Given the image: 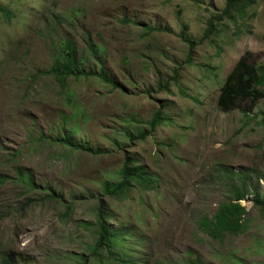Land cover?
I'll return each instance as SVG.
<instances>
[{"label":"rangeland","instance_id":"obj_1","mask_svg":"<svg viewBox=\"0 0 264 264\" xmlns=\"http://www.w3.org/2000/svg\"><path fill=\"white\" fill-rule=\"evenodd\" d=\"M226 1L0 0V260L92 264L102 210L126 235L102 264H264V98L218 107L246 53L264 63V0ZM69 43L80 73L60 82ZM126 159L149 185L106 196ZM231 172L248 227L221 237L201 221L236 202Z\"/></svg>","mask_w":264,"mask_h":264},{"label":"trees","instance_id":"obj_2","mask_svg":"<svg viewBox=\"0 0 264 264\" xmlns=\"http://www.w3.org/2000/svg\"><path fill=\"white\" fill-rule=\"evenodd\" d=\"M244 0H227L226 9L224 15L228 18L231 16V11L234 9L238 11L243 7ZM0 12H3L6 16H9L8 9L0 5ZM223 18L218 20L220 24ZM213 26L209 27L206 38L213 34ZM190 45V55L192 56L194 45L185 40ZM92 53H95V49L91 47ZM64 61L56 62L55 65L46 71V74H51L56 77L60 82L67 81L69 78H76L79 76L77 69L76 50L69 43L64 50ZM249 53H246L242 57L232 72L228 75L227 79L220 88V95L218 100V107L225 113H232L238 109L244 103L255 104L264 98V63L252 61L248 57ZM190 56V58H191ZM190 63V61H189ZM164 123V117L162 112H158L152 123L150 124L151 130L154 131L157 127ZM146 136V137H145ZM148 133H143L140 137L141 140L147 139ZM67 145H71L67 143ZM76 150L85 151L84 147H73ZM233 177H239L235 173L231 172ZM25 179L26 177L20 176ZM120 181L118 183H107L104 192L106 196L111 198H123L126 197L129 190L133 188L135 183H143L144 186L149 185L150 178L145 173L143 168L138 167L135 163L126 159L125 165L120 171ZM239 179L242 181L240 188L235 189V193L238 194L236 202L224 203L219 207L216 216L212 220L204 219L201 221V227L208 233L219 234L224 237L226 234H240L244 229L248 227L246 216L249 214L247 208L242 206L241 202L246 199V192H249L248 183L245 180V176L241 175ZM2 178H0V181ZM27 186L33 187V182L30 177L24 181ZM261 206V212L264 215V201L257 199ZM107 214L100 210L97 225L93 227L96 232L95 244L91 248L92 256L95 260L92 264H102V257L106 255V258H111L114 262L119 259L116 253H113L121 242L126 240V235L121 232L111 229L105 219ZM86 259L83 264H86ZM122 263L132 264L130 261H124ZM0 264H17L12 257H4L0 260ZM188 264H205L201 259L195 258Z\"/></svg>","mask_w":264,"mask_h":264}]
</instances>
